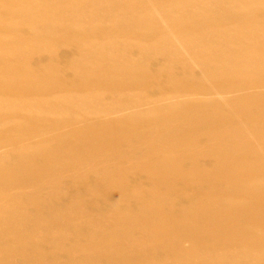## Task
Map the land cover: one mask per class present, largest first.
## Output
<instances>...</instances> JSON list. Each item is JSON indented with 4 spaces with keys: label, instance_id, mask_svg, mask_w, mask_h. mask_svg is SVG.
<instances>
[{
    "label": "bare ground",
    "instance_id": "1",
    "mask_svg": "<svg viewBox=\"0 0 264 264\" xmlns=\"http://www.w3.org/2000/svg\"><path fill=\"white\" fill-rule=\"evenodd\" d=\"M31 52L49 58L42 78ZM107 89L120 97L115 125L98 118ZM2 106L0 152L15 160L0 159V207L12 188L27 189L32 207L0 212V264H264V0H0ZM98 159L121 163L96 174L118 196L86 213L79 197L54 200L64 215L112 216L114 244L99 261L82 249L85 230L44 213L33 193ZM132 163L146 174L142 189L184 196L140 195L125 171ZM198 187L200 201H187ZM48 227L67 234L55 238L62 244L34 241Z\"/></svg>",
    "mask_w": 264,
    "mask_h": 264
},
{
    "label": "rangeland",
    "instance_id": "2",
    "mask_svg": "<svg viewBox=\"0 0 264 264\" xmlns=\"http://www.w3.org/2000/svg\"><path fill=\"white\" fill-rule=\"evenodd\" d=\"M89 24L90 23H85L83 24V26L81 25V29L82 30H88L89 29ZM97 24H99V22H97ZM62 27V26H61ZM26 30H22V33H25ZM119 46H117L114 50H112V54H117L118 50H116ZM111 52V51H110ZM64 53V52H63ZM48 55L53 56L55 54H52V52L48 53ZM70 55H72V53H66L63 55V57H61V59H65L67 56L70 57ZM109 55V52H105V54L103 52L99 53V59H104L105 56ZM47 55H42L39 54L38 52H31L29 54V59L30 62L33 66V73H34V77L36 78H42L45 75V72L42 68L43 64H47L46 60H49V58H46ZM68 59V58H67ZM70 59V58H69ZM153 59H158V57H153ZM152 59V60H153ZM147 63V62H146ZM152 64V62L150 63ZM151 67V65H150ZM102 100H101V104L97 105V109L101 108L103 109V111H105V116L100 114L99 115V119L100 120H105V123L110 124V125H115L116 121L118 120L117 117V111L119 109V94L116 90L114 89H107L105 90V92H102ZM154 98H152L153 100ZM3 107V106H2ZM69 118L68 119H72L74 118L73 115H75L76 113H73L72 111H69L68 113ZM140 114H138L139 116ZM0 117H8L7 115V111L6 109L3 107H0ZM116 131V130H114ZM159 132V131H158ZM108 158H110V155H108ZM0 159L4 162H8V163H12L15 160V151L14 150H5L0 152ZM101 159L95 160L92 163L91 162H86L84 164V171L83 173H75L74 171H72V173L70 174V176L68 177H64V178H59V179H47L45 181L40 182L33 190V193L38 195V197L41 198L40 202V208L45 210L44 213L53 215V217H60V221H62L65 224H70L72 225L75 229L77 230H85V241L83 240V248L85 249L88 253H90V255L94 258L97 259V261H99V257L101 255L100 251L102 250V247H109L110 248L113 246L114 242H110L108 241L109 238V233H115L114 230H116L114 227V219H111L112 216L109 217H105V221L103 219L102 216H97L94 214V212H90L88 215H85L82 213H78L75 212V209L71 208L68 210V214L64 215V212L62 211V209H60L59 211H56L55 208H57V205H55L56 203H58L57 201H55V197H58V200L60 199L62 202L64 201H68L70 202L71 200L75 199V197H79V201L81 202V206L84 208V212L86 213V207L95 205L96 208L101 209L104 205H106V203H104V195H114V196H118L120 191V189H116V190H109V189H105V193L104 191H101L99 186L102 183L103 179L100 176H96V174H102L105 171V178L107 177V173L110 172L111 170L113 172H116L119 167H121V163H116L115 161H110V160H106L105 164H108L106 166H104L103 162H101ZM80 165V163H78ZM137 163H132L130 164L129 167H127L125 169L126 174L133 176V178H131L132 180L130 181L131 184H139V188H138V192L140 195L145 196L148 195V198L152 196V193L149 194V192L153 191V188L155 189V195L156 197L159 198H163V199H177V198H181L182 195H179L178 190L176 187H173L171 189L168 190H164L159 188L156 183L153 184V188H151L150 190L144 188H141V184L145 183L146 179V174L144 172H141L139 170H137ZM121 172H124L123 169L120 170ZM88 173L90 174L89 179L86 177H83V174ZM92 176V177H91ZM66 178H70V179H66ZM104 178V179H105ZM133 181V182H132ZM130 184V186H131ZM141 189V190H140ZM130 190H128L129 192ZM52 193L53 192V197L51 199V201L45 202L43 200H46V195L48 193ZM201 188H197V189H193L190 192L186 193V200L191 201V202H199L200 198H201ZM6 200L4 203H2V207H0V212H7L10 208L17 206L20 208V206L22 208H26V204L28 203V208H31L32 206L30 205L31 201L29 202L27 196L29 194V191L25 188L23 189H9L6 193ZM57 194V195H56ZM153 199V198H152ZM130 204L132 205H136L135 202H131ZM142 204V203H140ZM211 207H213V203H209V204H204L202 205V207H200V209L203 212H207V210H209ZM173 211H172V210ZM159 210L163 211V213H168V211H170L173 215L176 214V209L170 208V207H164L163 205L159 206ZM169 214V213H168ZM2 215V214H0ZM109 215H112V213H110ZM171 215V214H170ZM4 216V215H3ZM19 217H17L16 219H18ZM5 221V220H4ZM211 221V219L207 218L205 219L206 223H209ZM2 221H0L1 223ZM6 222V221H5ZM94 222V223H93ZM2 226V225H1ZM4 226V225H3ZM7 226V225H6ZM87 231H91L92 234L87 235ZM62 236H66L67 238V234L65 232H60L56 229H54L53 227H48V229L46 230H40V231H34V241L36 242H40V240L44 237H50L52 239V241L56 244H62L60 243L57 238H60ZM5 243H7V239H1L0 240V245H4ZM98 243V244H96ZM207 247V246H206ZM59 249V246H57V250ZM81 249V250H82ZM59 252H57L56 250L52 251L51 254H56L54 255L55 257H57V259L61 260L63 259L67 252L66 251H62V250H58ZM157 253V252H156ZM202 256H197V259L199 260ZM221 257L222 262H237L240 263L242 261L237 260V259H233L232 255L229 254H223ZM156 262H154V264H168L166 260H158L155 259Z\"/></svg>",
    "mask_w": 264,
    "mask_h": 264
}]
</instances>
